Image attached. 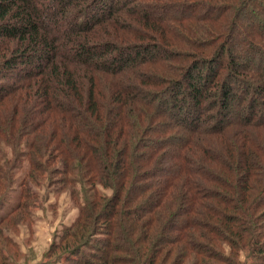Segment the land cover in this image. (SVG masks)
I'll return each instance as SVG.
<instances>
[{
    "label": "trees",
    "instance_id": "obj_1",
    "mask_svg": "<svg viewBox=\"0 0 264 264\" xmlns=\"http://www.w3.org/2000/svg\"><path fill=\"white\" fill-rule=\"evenodd\" d=\"M238 1L0 0V138L33 171L90 187L73 189L61 261L264 264V4L260 20L258 0ZM113 30L146 41L121 46ZM96 72L112 78L100 93ZM98 121L102 142L86 143L77 132ZM1 156L0 194L14 167ZM26 188L0 196V242L14 244Z\"/></svg>",
    "mask_w": 264,
    "mask_h": 264
},
{
    "label": "rangeland",
    "instance_id": "obj_2",
    "mask_svg": "<svg viewBox=\"0 0 264 264\" xmlns=\"http://www.w3.org/2000/svg\"><path fill=\"white\" fill-rule=\"evenodd\" d=\"M181 0H137L138 3H141L142 5H148L151 4V2H160L164 3L163 5L170 4L172 2L178 4L181 2H188L181 1ZM195 1V0H192ZM204 2H210V0H202ZM214 2V0H211ZM230 1V0H226ZM238 1V0H237ZM167 2V3H166ZM239 2V1H238ZM259 3H256L254 11L259 15V19L263 20V15L260 12V8L264 4V0H258ZM136 3V2H134ZM191 3V2H189ZM215 3V2H214ZM249 10L242 12L240 18L244 19L245 21H254L255 19L252 18V16L248 13ZM131 13L135 11H130ZM125 12H123L124 14ZM127 14V12H126ZM198 20L201 19H195L190 25V28H195L197 25L203 26V21L200 22ZM131 22V23H130ZM127 22L128 25L135 30H141V28H144L147 30L146 26H143L141 22H135L130 21ZM254 29H262L260 28V23L254 24ZM149 30V28H148ZM255 32V30H254ZM164 34L163 32H160L156 30V34ZM113 37L111 36L110 39H112V43L116 41V39L119 41L117 43L118 45L124 46V43L129 42H137L138 41H146L144 38H137L134 35L127 34L128 37L125 34H117L114 33L113 30ZM144 35V34H143ZM165 35V34H164ZM257 37H259V34H256ZM126 38H128L126 41H124ZM162 41H165V38H161ZM177 40V39H176ZM148 41V40H147ZM161 41H158L156 43H159ZM262 43V44H261ZM238 44V42H237ZM260 46L264 48V43L260 42ZM191 51V50H190ZM178 55H181L180 53H177V60L181 63L180 59H182L181 56L178 57ZM180 58V59H179ZM264 63V61H263ZM262 63V64H263ZM146 67V66H143ZM141 67V68H143ZM126 76V74H125ZM124 76V78H125ZM111 77L106 76L103 73L96 72L95 73V89L99 93L103 90H105L110 82ZM175 116V115H174ZM106 115L103 114L101 120H105ZM94 123V124H93ZM101 124L102 126H105V123H102L101 121L92 122L90 126L88 127V130L84 129L80 133L77 132L80 138H84L86 143L89 141V137L95 135L98 137V140L102 142L105 133L100 131L99 127L96 126L97 124ZM106 131V130H105ZM64 129H60L59 133H64ZM97 132V133H96ZM108 134H106L107 136ZM101 137V138H99ZM109 143V140H107V144ZM114 143V139H113ZM0 146L2 147V150H0V156L5 152L6 159L10 161V164H14V167L11 169V176H10V184L6 183V189L2 190L3 192L0 194L3 195L4 191L10 189L11 191V197L13 196L15 198L16 194L20 192V190H26V186L29 187L31 193H34V198L28 199V203L31 206H27L25 211H19L15 213V217H12L13 221L10 222L7 225L8 233L11 235L12 238H14V244L11 242L1 241L0 242V264H66L64 256V261H61L58 256L62 254H55V249L52 250L53 245L57 246L59 242L64 237L66 231L65 226L70 225L72 223V220L76 218V216L79 214L78 206L80 203H82L83 197L79 194H73L74 188H81L82 190H85V196L89 198L90 195V187L87 185V182H85V179L78 173L74 172L72 177L77 178V183H74L73 180L70 182L67 180V177L64 175H56L53 177L51 175V171L54 166L52 165H45L39 168L38 171H33V169L27 164L29 160H25L24 162L19 159L20 156L16 155V152H13L12 149L8 148V145L2 141L0 138ZM109 146V144L107 145ZM20 150H24V148H21ZM2 157V156H1ZM217 157H221L217 155ZM5 159L0 160V164L2 165L4 163ZM42 161H44V158L42 157ZM42 162V163H43ZM28 175H31V177H27ZM61 179H65V182H61ZM208 189L204 190L203 192H216L217 190L227 192L224 188L221 186H213L208 185ZM1 191V188H0ZM13 191L15 193H13ZM99 191L103 193L104 195H110L112 193L111 189L104 188L102 186L99 187ZM19 194V193H18ZM229 196V192L227 193ZM183 200V199H182ZM8 207V206H5ZM0 213H2V209L0 210ZM21 214V216L19 215ZM23 220L22 226L19 224L18 226H12L11 224H16L17 222ZM13 231V232H12ZM95 238L101 237L100 233L94 234ZM100 236V237H99ZM73 238V237H72ZM71 238V239H72ZM74 239V238H73ZM70 240V242H75L74 240ZM96 244V241H95ZM96 247L97 244H96ZM81 249V248H80ZM88 251H93V248L89 247L87 248ZM82 251V249L80 250ZM84 251L86 249L84 248ZM95 251V249H94ZM97 251L94 252V254ZM99 254H96V256ZM246 254L243 253L240 255V257L237 258L238 264H249V261H246ZM63 259V258H62Z\"/></svg>",
    "mask_w": 264,
    "mask_h": 264
}]
</instances>
